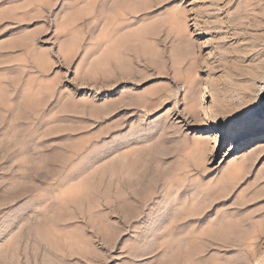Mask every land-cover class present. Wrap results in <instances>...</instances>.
I'll use <instances>...</instances> for the list:
<instances>
[{
	"label": "rangeland",
	"instance_id": "1",
	"mask_svg": "<svg viewBox=\"0 0 264 264\" xmlns=\"http://www.w3.org/2000/svg\"><path fill=\"white\" fill-rule=\"evenodd\" d=\"M262 36L264 0H0V264H264V145L227 150L264 120ZM147 143L168 172L141 215H192L138 240Z\"/></svg>",
	"mask_w": 264,
	"mask_h": 264
},
{
	"label": "bare ground",
	"instance_id": "2",
	"mask_svg": "<svg viewBox=\"0 0 264 264\" xmlns=\"http://www.w3.org/2000/svg\"><path fill=\"white\" fill-rule=\"evenodd\" d=\"M241 28H243V27H241ZM248 29H250V28H248ZM254 38L255 39L252 40V44H257L256 40L258 38L260 39L261 35H258V37L256 36ZM247 76H245V77H247ZM260 79H264V75H261ZM114 88H116V87H113V89ZM241 91L242 92L239 94L240 97H241V103L240 104H238V105L234 104V105H231V106H226L225 104H220L219 105L220 108H218L217 111H219V112L225 111V113L226 112H230V113H233V112L236 113L237 112L238 113V111H240V112L243 111L244 108H245V105L247 103L246 99L248 98L249 95H248V93L246 91H243V89ZM201 95H202V93H201ZM122 101L123 100H121V102ZM124 102H125V100H124ZM146 109H147V107H146ZM148 109H149V107H148ZM213 128H214V126H213ZM133 139H135V138H131V140H133ZM141 140H142V138H141ZM153 145L154 144L151 145L149 143H147L146 145L143 144V146L141 145L140 148L137 151L136 150H135V152L133 151V154L131 152L130 155L131 156H133V155L135 156L136 155V159L138 161H140L138 163V166H136V167H137V169H139L141 171L139 172L138 178L136 180L133 179L134 181L133 180L130 181L131 178L130 179L127 178V179H129V182H131L132 184L134 183L133 184L134 185V189H130V187H129V189L127 190V192L125 194L126 195L125 196L126 201L123 198V200L126 203V209H127L126 212L128 213L127 217H126L127 218L126 222H127V224L129 223L128 226L130 227V232L132 233L131 236H133L135 238H138V240H144L145 236L146 237L149 236V235L153 236L156 233H158V234L163 233L164 237L175 236V234L177 232L184 230V228L188 226L187 224H189V221L187 223L186 222L187 220L185 218L192 215L191 209L185 208V207H187L185 205L183 207L182 203L185 202V200H186L185 198L180 200L182 202H178L177 200H173V199L170 198L171 201H172L171 202L172 204L171 205H168V204L164 205L165 209L163 208L158 213V215L156 217H150L149 215L148 216L147 215H143V216L141 215L143 213H142V209L140 208L139 204L141 203L142 194L144 192H147V196L149 197V196H151V194L159 193L160 192L159 189H158L160 187L159 181H160V179L162 177L165 178V176H166V174L168 172V166L164 165L165 160L163 161V159L161 157H159L160 155L159 156L156 155V152L154 151L155 148L153 147ZM261 145H264V120H259L258 119V120L253 121L252 123H250L248 126L243 127V129H241L240 131H238L235 134V136L232 137V140L228 143V149L227 150L234 152V157L232 158V160H234L236 162L243 163L246 160L250 159V157H248L249 156L248 154L255 153ZM237 148H241V149L237 150ZM91 161H93V160H91ZM136 167H135V169H136ZM165 182L167 183V184L164 183V184H166L164 186L165 191L171 192L170 191L171 188L172 189L174 188L173 190H177V188L175 189V186H176L175 184H173L171 182H168V181H165ZM161 184H163V183H161ZM126 189H127V187H126ZM165 191L162 190L161 191L162 194ZM168 192H167V194H168ZM203 195H205V194L200 192L195 197H191L190 198V206H196V204L202 202L203 201L202 200L203 199ZM187 199H188V197H187ZM169 202H170V200L168 201V203ZM179 204H180L181 208L179 209L180 211L179 210L178 211L180 212L181 216H179V213H178V215H177L179 217L178 219L181 220V221H182V219L186 220V221H182L180 223L178 222V219H174L172 217H169V215L172 213L171 210L175 209V205L179 206ZM181 209H186V210L188 209V210H187V212H182ZM145 214H147V213H145ZM162 219H164V220H162ZM135 222H139V223H135ZM140 223L141 224L145 223V224L141 225ZM145 225H147L146 228H144ZM161 228L163 229V232H162ZM164 228H165V230H164ZM160 229H161V231L158 232V230H160ZM145 230H146V232H145ZM256 236H258V234ZM145 239H147V238H145ZM159 245H160V243H156L155 244L154 241H150V246L153 247L152 249L157 248ZM167 245L171 246L170 242L166 243V246ZM161 246H163V243L159 247H161ZM171 249H172V247H171ZM140 250H141V248H140ZM144 250H145V248H144ZM145 251L147 252V251H150V250L146 248Z\"/></svg>",
	"mask_w": 264,
	"mask_h": 264
}]
</instances>
